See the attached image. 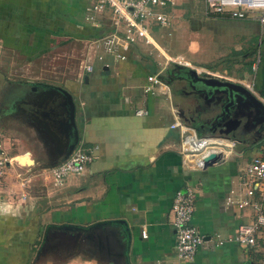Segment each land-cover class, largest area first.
I'll return each instance as SVG.
<instances>
[{"label": "crops", "instance_id": "1", "mask_svg": "<svg viewBox=\"0 0 264 264\" xmlns=\"http://www.w3.org/2000/svg\"><path fill=\"white\" fill-rule=\"evenodd\" d=\"M83 12L84 0H0V143L11 158L0 170V264H247V248L233 235L238 224L253 221V211L227 205L225 198L244 196V168L252 157L264 156V130L241 134L237 128L227 135L234 141L229 154L192 166L180 151L178 128L169 124L177 119L199 135L211 134L198 126L212 116L213 103L172 77L183 65L169 66L171 57L155 41L123 44L114 55L93 60L90 72L81 69L86 41L104 29L86 24ZM240 20L249 24L256 47L245 53L251 60L243 68L232 70L235 79L219 72L225 68L209 73L201 64L189 66L243 84L264 106V32L254 19ZM73 45L74 68L64 65L67 75L51 76L54 66L50 60L42 66V60L67 47L72 52ZM151 45L158 50L154 56ZM154 74L162 89L145 91L146 77ZM53 86L72 96L77 143L94 148L82 173L59 186L51 182L50 167L61 146L29 108L37 110L36 101ZM138 108L145 113L136 114ZM21 155L30 163H20ZM184 187L194 192L190 222L202 237L187 262L175 256L170 210ZM61 226L90 234L82 238L81 231L56 228ZM46 232L52 237L38 252Z\"/></svg>", "mask_w": 264, "mask_h": 264}, {"label": "built area", "instance_id": "2", "mask_svg": "<svg viewBox=\"0 0 264 264\" xmlns=\"http://www.w3.org/2000/svg\"><path fill=\"white\" fill-rule=\"evenodd\" d=\"M205 10L215 14H227L231 18L256 20L261 31H264V0H203ZM173 5V0H84L83 21L94 27L104 28L101 33L85 43V51L79 60L80 68L86 72L92 70L93 60H103L105 55H114L118 46L131 44L140 40L144 44H154L148 26H166L168 23L165 9ZM122 58L121 56H117ZM176 64L189 66L180 60ZM255 69V65L251 67ZM150 83L145 87L149 91L153 86L162 89L157 75H149ZM136 114H144L138 108ZM170 128H178L181 141L180 151L189 156L190 164L196 168L204 166L201 160L207 151L230 153L234 141L219 135H199L192 127L175 119ZM93 147L77 143L69 155L61 162L50 167L51 182L59 186L70 175H79L93 158ZM0 143V170L10 160ZM244 196L232 199L227 196L225 204L237 208L249 207L253 211L250 224H238L233 240L243 248L256 245L257 234L264 231V156H254L246 164L243 172ZM194 209V192L190 187L177 190L173 196L170 210L174 227V252L177 260L191 261L202 237L191 224ZM144 234V233H143ZM264 240V235L262 236Z\"/></svg>", "mask_w": 264, "mask_h": 264}, {"label": "rangeland", "instance_id": "3", "mask_svg": "<svg viewBox=\"0 0 264 264\" xmlns=\"http://www.w3.org/2000/svg\"><path fill=\"white\" fill-rule=\"evenodd\" d=\"M175 2V5L164 10L168 19L166 26L161 27L154 23L148 26L153 41L171 57L168 59L169 66L171 63H176L177 60L189 61L203 65L202 68L209 73L213 71L211 67L217 66V69H226L225 72H221L220 69V73H228V75L225 74L226 77L235 79V76L230 75L235 71V68L241 69L245 66L246 61L251 60L244 58L246 57L245 53L250 50L254 51L256 47L255 41L249 38L250 34L247 35L250 27L249 24L244 23L246 20H236L235 18L205 13L203 0H175ZM257 27L261 31L258 23ZM259 33V36H263L261 32ZM71 47L75 52H70L71 50L69 51V47H67L64 54L55 51L52 60L49 57L42 60L44 61L42 66L47 65L49 60L50 68L54 66L51 70L53 72H50L51 76L67 75L64 65H67L68 68L72 66L69 70L74 68L75 58H78L75 55L78 50L76 45ZM148 47L151 48V54L154 56V52L158 50L152 45ZM259 50L257 49L258 54L260 53ZM161 59L162 57L157 58L158 61ZM230 61L233 63L235 61L236 64ZM230 64H233V67ZM40 65L37 67L38 70ZM26 73L24 72L22 75ZM200 73L205 72L202 70ZM40 75L44 76V73ZM262 202L264 203V199ZM261 262L264 263V260H261L259 264Z\"/></svg>", "mask_w": 264, "mask_h": 264}, {"label": "water", "instance_id": "4", "mask_svg": "<svg viewBox=\"0 0 264 264\" xmlns=\"http://www.w3.org/2000/svg\"><path fill=\"white\" fill-rule=\"evenodd\" d=\"M174 76H177L179 80L186 81L192 91L213 103L212 116L209 120L199 124L198 128H205L211 134L223 137H227L237 128L240 129L241 134L250 131L258 133L264 130V106L243 84L222 77H212L207 73H198L194 67L190 66H177L172 77ZM169 78L171 79V76ZM46 92V96L40 97L36 101L37 110L29 108L34 115L36 114L39 121H42L55 133L61 146L57 148L58 158L53 164L55 165L64 160L77 144L78 135L74 121L75 106L71 94L64 88L53 86ZM26 103L32 105V103ZM217 156V152L207 151L202 155L201 160L205 166ZM17 159L20 163H30V159L25 155H21ZM56 228L81 231L82 238L85 235L89 237L90 234L87 229L73 226ZM47 233L41 238L37 248L38 252L46 246L44 245L46 238L52 237Z\"/></svg>", "mask_w": 264, "mask_h": 264}, {"label": "trees", "instance_id": "5", "mask_svg": "<svg viewBox=\"0 0 264 264\" xmlns=\"http://www.w3.org/2000/svg\"><path fill=\"white\" fill-rule=\"evenodd\" d=\"M264 240L258 239L256 245L247 249V255L249 262L247 264H259L261 260H264ZM261 264H264L261 262Z\"/></svg>", "mask_w": 264, "mask_h": 264}, {"label": "bare ground", "instance_id": "6", "mask_svg": "<svg viewBox=\"0 0 264 264\" xmlns=\"http://www.w3.org/2000/svg\"><path fill=\"white\" fill-rule=\"evenodd\" d=\"M181 62H183V61H181ZM183 63H185V64H189V62H183Z\"/></svg>", "mask_w": 264, "mask_h": 264}]
</instances>
